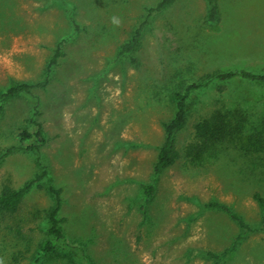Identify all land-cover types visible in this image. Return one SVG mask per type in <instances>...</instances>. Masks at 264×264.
Returning <instances> with one entry per match:
<instances>
[{
    "label": "rangeland",
    "instance_id": "1",
    "mask_svg": "<svg viewBox=\"0 0 264 264\" xmlns=\"http://www.w3.org/2000/svg\"><path fill=\"white\" fill-rule=\"evenodd\" d=\"M158 1L0 0V92L47 81L32 89L37 104L30 95L5 103L0 149L32 145L33 137L17 135L40 123L47 139L40 157L61 189L67 239L42 252L53 239V199L41 183L2 221L0 264H264L261 210L252 198L264 197V142L246 137L264 116V84L238 81L220 92L214 81L194 92L187 124L175 134L180 157L153 173L162 124L175 111L173 89L215 70L264 74V0H216L213 23L205 0H175L147 17ZM143 21L135 61L116 58ZM229 113L227 128L242 122L244 135H198L199 124L215 118L218 127ZM204 143L209 154L188 153ZM35 171L34 155L14 150L0 164V185L18 188ZM144 184L154 187L148 201ZM211 201L252 230L242 233L226 213L205 208Z\"/></svg>",
    "mask_w": 264,
    "mask_h": 264
},
{
    "label": "trees",
    "instance_id": "2",
    "mask_svg": "<svg viewBox=\"0 0 264 264\" xmlns=\"http://www.w3.org/2000/svg\"><path fill=\"white\" fill-rule=\"evenodd\" d=\"M174 1L175 0H159L155 7L147 9V17H150L152 15L151 13L153 12L156 13L161 11L165 7L172 4ZM205 2L207 5L205 19L207 22L213 23L218 19L217 2L216 0H205ZM145 23L146 22L143 21V23H139L137 26H135L131 32L130 37L123 41L117 47L115 53L116 58L129 57L130 59L135 61L132 55L140 43V38ZM60 45L61 42L57 44L55 54L50 64H52L56 60L57 54L59 53ZM214 81L217 83L218 91L222 92L223 90L229 89L231 85L238 81H251L264 84V74L255 73L246 69L215 70L212 73L208 74L206 77L200 78L198 82H191L188 84H184L180 88L173 89L170 94V97L174 101L175 111L172 118L162 124L164 138L158 148L156 160L153 165L154 174L160 173L162 170L169 168L180 157V154L176 148L175 134L183 130L187 124V115L191 95L197 90L207 87ZM46 82L47 81L44 80V82H39L37 84H30L26 82L16 83L4 90L3 92H0V115L4 110L5 103L19 95H30L35 99V103L37 104V97L32 94V89L35 87L44 88ZM228 111L233 113L232 109ZM35 114H37L36 111ZM231 115L232 114L229 113L228 116H222L223 121L218 127L215 126V123H218L215 121V118H213V120L211 119V123L209 124H205V122L204 124H199L198 135H201L206 139L210 138V140L214 141H216L217 139H227L228 135H238V137L244 135L245 133L243 132L246 131V129L243 126L242 122H240L239 124H235L234 127L227 128L226 124L231 121ZM35 126L36 131L34 133H30L24 129L17 135L22 140L33 137L34 141L32 145L26 148H21L18 146H8L6 148L0 149V164L3 162L6 156H8L14 150L20 149L25 152H30L32 153V155H34L36 166L34 176L24 182L20 187L15 188L7 182H3L0 185V225L7 216L13 215L17 212L22 202V199L27 192H29L32 188L39 186L41 183H43L47 192L53 199V206L47 214V231L50 235L53 236V239L47 241L42 248V252L47 253L53 252L56 246H58V244L67 245V239L66 235L60 228L61 219L58 218V212L62 203L61 189L55 187L52 183L51 179L48 176L46 165L42 162L40 157V148L46 144L47 139L43 136L40 123H35ZM218 129L223 131V134L220 137H218V133L216 132V130ZM246 134V137L249 142H258L260 138H263L264 142V116L259 118V126H255L252 131L249 129ZM214 141H212L211 143H213ZM208 147H210V144L198 145L192 150L190 149L188 153H194L196 160H198L203 155L209 154L210 148ZM143 192L145 195V199L147 201L150 200L154 192L153 184H144ZM252 198L257 201L258 205L260 206V230L264 231V197L259 192H254L252 194ZM205 208L215 209L226 213L231 220L237 223L242 233L249 232L252 230L245 222H243L240 216H238L230 207L226 205H223L216 201H211L205 205ZM240 238L241 236L237 237L238 240ZM213 257L214 256H212V258Z\"/></svg>",
    "mask_w": 264,
    "mask_h": 264
}]
</instances>
